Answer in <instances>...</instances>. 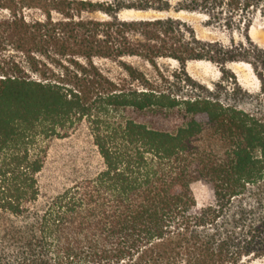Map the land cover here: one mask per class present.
<instances>
[{
	"label": "trees",
	"instance_id": "16d2710c",
	"mask_svg": "<svg viewBox=\"0 0 264 264\" xmlns=\"http://www.w3.org/2000/svg\"><path fill=\"white\" fill-rule=\"evenodd\" d=\"M170 12L202 14L224 38L158 17ZM256 19L264 0H0V264L264 263ZM191 62L218 80H194Z\"/></svg>",
	"mask_w": 264,
	"mask_h": 264
},
{
	"label": "rangeland",
	"instance_id": "374dc122",
	"mask_svg": "<svg viewBox=\"0 0 264 264\" xmlns=\"http://www.w3.org/2000/svg\"><path fill=\"white\" fill-rule=\"evenodd\" d=\"M175 2H173L174 5ZM157 16V15H155ZM169 16L174 19H178L188 24V26L195 32V34L203 40H212V39H223L224 33L221 26L211 22H208V18L202 14L189 13V12H179L174 13L170 12L169 14L158 15V17ZM121 17L132 19V18H150L153 17V14L150 13H137V12H123ZM256 22L253 24L250 30V37L254 43L264 46V27L259 20L256 19ZM129 63L140 67L147 74L153 75V69L149 66H145L141 61L136 59L128 60ZM99 65L110 70L112 73L118 72L117 65L109 61H97ZM160 69L163 72L164 77L171 79V76L174 72L178 79L183 78V72H180V66L172 60H160ZM230 69L236 75L237 79L241 85L248 89H253L255 86V79L253 78L249 69L245 66H231ZM180 72V74H179ZM186 74L196 81H199L203 84L215 83L220 74L217 67L210 65L204 62H191L188 63L185 68ZM174 80V79H172ZM192 194L196 200L198 207H202L208 203L209 197L207 191L203 185L200 183H195L191 187ZM256 264V263H254ZM264 264V263H260Z\"/></svg>",
	"mask_w": 264,
	"mask_h": 264
}]
</instances>
